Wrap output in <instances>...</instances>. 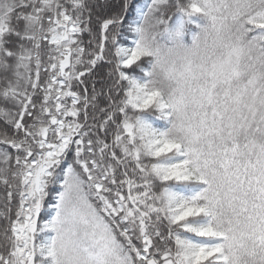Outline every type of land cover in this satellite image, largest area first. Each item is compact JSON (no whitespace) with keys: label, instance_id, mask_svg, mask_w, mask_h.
Masks as SVG:
<instances>
[{"label":"snow or ice","instance_id":"6c2138e0","mask_svg":"<svg viewBox=\"0 0 264 264\" xmlns=\"http://www.w3.org/2000/svg\"><path fill=\"white\" fill-rule=\"evenodd\" d=\"M0 264H264V0H0Z\"/></svg>","mask_w":264,"mask_h":264}]
</instances>
